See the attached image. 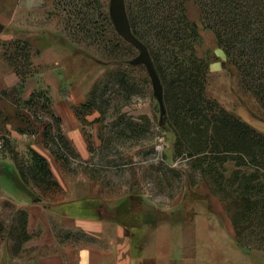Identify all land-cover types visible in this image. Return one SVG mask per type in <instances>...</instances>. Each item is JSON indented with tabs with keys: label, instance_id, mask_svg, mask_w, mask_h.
Returning <instances> with one entry per match:
<instances>
[{
	"label": "rangeland",
	"instance_id": "1",
	"mask_svg": "<svg viewBox=\"0 0 264 264\" xmlns=\"http://www.w3.org/2000/svg\"><path fill=\"white\" fill-rule=\"evenodd\" d=\"M84 1L92 15L88 29L77 27L74 14L69 17L55 0H0V44L27 74L23 88L16 83L0 90V264H41L29 262L25 253L34 250V233L20 243V210L31 199L14 180V161L28 178L32 199L82 200L95 216L114 219L113 228L103 226L98 238L76 228L58 230V240L70 244L73 253L83 242L103 246L118 225L134 246L183 245L195 264H264V204L258 194L251 196L252 203H258L249 211L237 180L244 177L242 172L233 176L237 166L230 159L206 174V181L190 182L189 174L197 179V171L187 158L172 157V135L160 122L150 76L143 64L129 63L138 50L115 30L110 0ZM135 3L138 0H125L129 24L128 8ZM185 5L188 18L197 25V52L208 60L207 95L228 110L239 111L264 133L263 111L240 86L237 69L213 32L201 23L198 5L194 0ZM28 77L31 92L40 91L47 101L36 97L34 104L24 102ZM88 96L103 113L94 106L82 108ZM59 102L71 105L80 122L83 155L63 133L60 118L55 121L50 114ZM57 127L78 153L73 157L68 152V161L46 158L58 187L43 181L30 151L44 133L46 141L54 143ZM59 146L60 153L68 151Z\"/></svg>",
	"mask_w": 264,
	"mask_h": 264
},
{
	"label": "trees",
	"instance_id": "2",
	"mask_svg": "<svg viewBox=\"0 0 264 264\" xmlns=\"http://www.w3.org/2000/svg\"><path fill=\"white\" fill-rule=\"evenodd\" d=\"M186 1L138 0V3L128 8L131 29L147 46L163 85L165 125L172 135V157L187 158L192 163L193 170L198 174L197 179L189 174L192 184L201 179L206 181V174L222 167L228 159L233 160L237 166L233 176H239L236 173L242 172L244 177L236 178L240 181L239 188L247 195V199H243L244 207L252 211L253 205L258 203H252V195L258 194L264 204V133L207 95L208 60L197 52L199 34L196 23L188 18ZM194 2L199 7L201 23L213 32L218 47L236 67L240 86L264 113V0ZM55 3L68 12L69 17L74 14L72 18L77 27L88 29L92 15L84 0H55ZM106 20L109 24L108 15ZM3 56L18 76L17 86L23 88L26 71L17 67L15 57L4 51ZM90 96L82 108L94 106L103 113L101 106ZM28 97L24 102L34 104L36 97L42 96L40 91H33ZM42 98L48 100L47 97ZM50 114L55 121L59 120L53 112ZM56 131L58 136L54 143H48L47 133L43 134V144L54 159L68 161V152L73 157L78 156L77 151L60 135L58 127ZM60 144L68 148L66 153H60ZM30 151L35 169L44 177L43 181L58 187L46 158L35 149ZM16 164L14 161V180L25 188L28 178ZM241 166L244 167L240 169ZM20 213L18 230L21 243L28 239L29 234L26 231L27 213L23 209Z\"/></svg>",
	"mask_w": 264,
	"mask_h": 264
},
{
	"label": "crops",
	"instance_id": "3",
	"mask_svg": "<svg viewBox=\"0 0 264 264\" xmlns=\"http://www.w3.org/2000/svg\"><path fill=\"white\" fill-rule=\"evenodd\" d=\"M31 79L32 77L27 78L24 94H22L24 98L33 89L32 86L29 87ZM17 82L18 76L4 58L3 46L0 44V90L13 87ZM1 101L0 105L2 104ZM52 110L60 118L62 131L70 140L71 145L76 148L79 154L86 153L81 125L74 116L72 106L59 102L52 106ZM234 113L250 124L247 118L241 116L239 111H234ZM39 135L40 133H38V137ZM34 148L48 160L49 157L54 158L44 146L42 137ZM16 183L19 190L31 199V203L22 205L27 213L26 231L29 234L28 238L30 239L32 233H34L31 240L34 250L32 253L30 249L29 253L25 252L31 257L29 262L34 261L41 264H195L196 262L194 257L190 258L188 251L181 244L172 249L169 247L158 249L134 246L128 241V237L123 232L118 231L120 230L118 225H116V231H112V233L110 231L108 240L105 241L103 246L83 242L80 244V249L73 253L72 248L68 247L70 244L58 240V230L66 232L76 228L98 238L102 233L103 226L108 224L112 226L115 222L114 219L107 221L105 218L95 216L91 212L90 204H86L82 200L42 203L41 200L32 199V191L30 192L27 187L24 188L22 184ZM77 209L84 211V213H76ZM121 239L125 240V243L127 241V243H122V245Z\"/></svg>",
	"mask_w": 264,
	"mask_h": 264
},
{
	"label": "water",
	"instance_id": "4",
	"mask_svg": "<svg viewBox=\"0 0 264 264\" xmlns=\"http://www.w3.org/2000/svg\"><path fill=\"white\" fill-rule=\"evenodd\" d=\"M109 15L118 34L138 50L137 55L130 59L129 63L143 64L146 67L152 82L153 95L159 103L160 122L164 124L166 119V108L163 100V85L147 46L131 30L125 7V0H110ZM36 199L38 200L39 198Z\"/></svg>",
	"mask_w": 264,
	"mask_h": 264
},
{
	"label": "built area",
	"instance_id": "5",
	"mask_svg": "<svg viewBox=\"0 0 264 264\" xmlns=\"http://www.w3.org/2000/svg\"><path fill=\"white\" fill-rule=\"evenodd\" d=\"M3 148V141L2 139L0 138V150Z\"/></svg>",
	"mask_w": 264,
	"mask_h": 264
}]
</instances>
